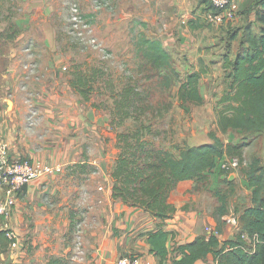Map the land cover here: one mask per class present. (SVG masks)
<instances>
[{
    "label": "crops",
    "instance_id": "crops-1",
    "mask_svg": "<svg viewBox=\"0 0 264 264\" xmlns=\"http://www.w3.org/2000/svg\"><path fill=\"white\" fill-rule=\"evenodd\" d=\"M123 4L130 19L141 20L142 31L160 38L171 53L176 51L183 56L185 60L181 59L177 67L180 72L202 75L200 89L204 102L201 105L209 107L205 113L210 114V119L206 116L196 133L194 122L190 130L191 114L185 115L186 119L178 123L181 133L175 143L193 146L211 142L209 132L217 128V107L227 88L224 61L227 56L234 57L243 27L255 21L262 5L258 0H235L236 8L226 10L221 23H209L205 8L211 0H123ZM201 23L212 28L202 29ZM234 33H238L237 38ZM24 35L33 36L35 39H31L41 47L37 55L39 66L34 70L29 62L22 65V60L27 59L19 53L13 57L5 74L9 78L6 84L10 98H0V139L8 142L14 157L59 164L64 170L82 162L79 160L87 151L91 159L93 154L100 155L93 162L101 173L106 171L103 161L106 147H114L116 158L120 152L118 132L112 128L111 116L94 106L92 99L85 102L70 86V77L57 70L59 62L64 60V64L67 57L61 53L56 29L50 22L33 21ZM63 69H67L65 64ZM198 106L193 105L190 112ZM219 135L225 142L238 143L243 138L236 131ZM252 138L264 144V131ZM109 175L104 185L98 184L96 178L82 183L85 184L83 192L79 186H67L64 172L32 180L21 192L10 218L0 216V230L13 227L21 240L16 249L3 247L0 242V264H47L50 257L61 254L55 238L60 241L70 230L71 207L82 201L88 218L81 233L89 242L87 248L92 258L89 255L87 260L74 264H117L125 255L141 256L154 264H173L175 245L190 242L205 231L217 232L221 241L235 238L239 232V224L228 220L231 215L223 216L222 223L216 218L219 202L212 193L195 192L193 180L180 181L169 197L177 212L164 225L175 234L168 241L169 256L160 263L148 242V232L155 230L160 220L140 207L115 199L113 178ZM210 176L211 190L221 185L218 177L225 178L218 168ZM238 178L235 173L234 179ZM242 182L251 193L253 187L244 175ZM221 227L222 231L218 232L217 228ZM195 264H215V258L211 255Z\"/></svg>",
    "mask_w": 264,
    "mask_h": 264
},
{
    "label": "trees",
    "instance_id": "trees-1",
    "mask_svg": "<svg viewBox=\"0 0 264 264\" xmlns=\"http://www.w3.org/2000/svg\"><path fill=\"white\" fill-rule=\"evenodd\" d=\"M258 1L262 7L258 9L255 21L243 27L234 57L227 56L224 61L227 88L217 107V128L209 132L211 142L165 147L152 137V125L142 119L149 113L157 117L169 110L171 103L167 102L163 92L178 80H181L180 106L186 112H190L193 105L204 102L200 89L201 73H190L181 79L172 53L160 38L150 37L145 31L136 36V53L143 59L140 72L150 73L111 95L115 98L113 127L129 118L137 123L117 134L120 152L111 172L113 197L140 207L160 220L158 227L148 232L151 252L160 263L169 256L168 241L175 234L164 227L165 221L177 212V207L169 200L173 189L180 181L195 180L210 190V174L217 168L225 174V182L234 186L235 179L229 177L231 172L219 167L220 159L237 156L241 160L248 146L246 138L252 140L255 134L264 131V0ZM233 36L237 38L238 33ZM99 76L101 71L95 68L80 69L74 72L69 84L85 101H90ZM234 131L243 136V140L225 142L219 135L220 132ZM242 172L253 191L250 204L235 211L239 224L235 238L221 241L217 232L205 231L190 242L175 245L173 264H195L211 255L215 264H264L263 157L257 153L252 155ZM210 192L218 199L215 216L222 223L223 216L230 212L229 193L222 188ZM217 230L221 232L222 227ZM243 234H247L250 240ZM0 242L3 247L10 244L6 229L0 230ZM47 264L70 262L65 257H50Z\"/></svg>",
    "mask_w": 264,
    "mask_h": 264
},
{
    "label": "rangeland",
    "instance_id": "rangeland-1",
    "mask_svg": "<svg viewBox=\"0 0 264 264\" xmlns=\"http://www.w3.org/2000/svg\"><path fill=\"white\" fill-rule=\"evenodd\" d=\"M73 4L78 5L80 12L90 24L85 39L69 33ZM33 21L39 23L50 22L55 27L57 40L61 44V53L67 57V61L64 63L67 69H63V60L62 63L59 62L58 64V71H62L70 79L73 77L74 72L80 69L90 67L101 71V76L98 78L96 90L91 99L94 106L97 105L98 108L111 116V121L115 107V98L111 96L113 91L117 94L131 81L137 78L143 79L150 73L149 71L140 72L143 59L137 55L134 44L136 36L144 27L141 26V20L138 18H129L123 0H0V98H10V90L9 87L7 88L8 83L6 84L9 78L5 74L8 68L11 67L12 59L16 53L26 56L25 59L27 60H22V65L29 62L31 69L38 70L37 55L42 51L41 47H38V44L31 39L34 38L33 36L26 38L24 35L28 24ZM201 25L202 29L211 27L210 24L201 23ZM191 32L194 31L191 30ZM93 40L96 42H93ZM172 54L178 67L180 60L184 58L179 56L176 51ZM180 76L182 79L186 77V73L181 70ZM110 83L114 88L111 87ZM180 83L181 80L174 82L170 88L163 92L167 102L171 103L168 111L157 117L149 113L142 118L145 123L152 125V137L165 147L177 144L175 143L176 138L181 133L178 123L181 119H186L185 115L191 114L188 120L190 130L195 128L196 133L205 117L207 116L210 119V114L205 113L209 107L204 108L200 105L197 107L198 109L189 113L180 106L178 96ZM159 94L160 92H158ZM117 121H119L118 118ZM193 122L197 126L192 128ZM136 125L134 119L129 118L123 121L121 125L112 126V128L118 132L119 130L131 129ZM182 131L186 132L184 128H182ZM246 139L248 146L245 149L244 157L241 158V166L230 173V176L235 175V173L239 175V178L235 179L234 186L228 185L225 182L226 178L221 179L218 177L217 179L221 184L219 188L229 193L230 212L227 215H235L236 209H241L250 204V193L242 182L244 175L242 169L248 165L251 156L256 153L264 159V144L261 141L252 140L251 142L249 137ZM107 140L109 142V138ZM113 149V146L106 147L103 161L107 166L106 171H102V173L97 168V164L93 162V159L95 160L100 155L93 154V159H91V156L85 151L79 160L82 162L71 164L58 174L64 172L67 186L72 188L79 186L81 192L85 189L86 182L91 178H96L98 184L104 185V180L107 176H110L109 174H111L115 163L116 154ZM211 183H213V179L210 176L209 189ZM192 184H194L192 189L195 192L211 194V189L206 190L204 184L195 180L192 181ZM81 195H84V193ZM82 203L83 201L75 203L71 207L72 222L70 230L61 237L60 241L58 237L55 238V242L57 240L59 242L60 246L58 248L61 254L52 257H65L70 264H74L75 261L76 263L82 262L85 258L87 260L89 255L92 258V254L89 253V248H87L89 242L81 233L82 226L84 227V222L88 218V215H86L87 208H84ZM65 248L70 249L65 251Z\"/></svg>",
    "mask_w": 264,
    "mask_h": 264
},
{
    "label": "built area",
    "instance_id": "built-area-1",
    "mask_svg": "<svg viewBox=\"0 0 264 264\" xmlns=\"http://www.w3.org/2000/svg\"><path fill=\"white\" fill-rule=\"evenodd\" d=\"M235 0H211V6L205 8V17L209 23H221L224 20V12L228 9H235ZM72 18L70 34L85 39L90 28L88 20L80 12L77 4L72 5ZM93 42H96L93 40ZM241 166V160L237 156H224L219 161V167L232 172ZM62 165H53L42 160H30L27 158L14 157L10 153L7 141L0 139V216L10 218L14 206L17 204L23 188L36 178H43L52 174L62 172ZM229 222L238 224L236 215L229 217ZM212 232V231H211ZM209 232V233H211ZM6 236L10 241L9 247L16 249L21 240L18 232L12 227L6 229ZM245 239L250 240L247 234ZM117 264H154L141 256H122Z\"/></svg>",
    "mask_w": 264,
    "mask_h": 264
},
{
    "label": "water",
    "instance_id": "water-1",
    "mask_svg": "<svg viewBox=\"0 0 264 264\" xmlns=\"http://www.w3.org/2000/svg\"><path fill=\"white\" fill-rule=\"evenodd\" d=\"M230 179L233 180L234 179V175H231Z\"/></svg>",
    "mask_w": 264,
    "mask_h": 264
}]
</instances>
